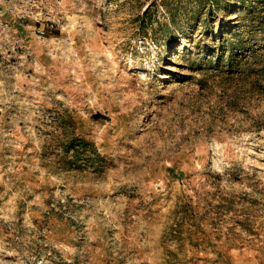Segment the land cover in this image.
Wrapping results in <instances>:
<instances>
[{
    "label": "rangeland",
    "instance_id": "rangeland-1",
    "mask_svg": "<svg viewBox=\"0 0 264 264\" xmlns=\"http://www.w3.org/2000/svg\"><path fill=\"white\" fill-rule=\"evenodd\" d=\"M215 1L0 0V264H264V0Z\"/></svg>",
    "mask_w": 264,
    "mask_h": 264
},
{
    "label": "trees",
    "instance_id": "trees-1",
    "mask_svg": "<svg viewBox=\"0 0 264 264\" xmlns=\"http://www.w3.org/2000/svg\"><path fill=\"white\" fill-rule=\"evenodd\" d=\"M237 2H243V4H244V6H245V2H244V0H236ZM216 3L215 4H217L216 6H217V8L219 9L220 7V5H219V0H216L215 1ZM148 10V7L144 10V11H147ZM217 10V9H216ZM216 14H215V10L214 9H212L211 7H209L208 8V17H207V23H206V25H205V27H206V29H211L212 30V38H213V40L214 41H218V42H220V45L222 46V47H224L225 45H226V43H228L230 40L228 39V38H226L225 37V35H224V32L223 31H221V29H219V27H217V30H218V32H217V35H215L214 36V30L212 29V26L214 25V22L216 21ZM205 29V30H206ZM210 30V31H211ZM215 45H211L208 49H210V51H211V53L212 54H214L215 52H216V49H215ZM229 47H230V50H231V54H230V56H231V59L234 57V55L236 54V52L237 51H240V52H242V51H246L247 50V46H246V44L244 43V41H242V40H237V41H230V43H229ZM218 57H219V60H218V62H221V60L223 59V52H221L219 55H218ZM204 85H206V83H202L201 84V86H204ZM72 142H74V140L72 139Z\"/></svg>",
    "mask_w": 264,
    "mask_h": 264
},
{
    "label": "built area",
    "instance_id": "built-area-1",
    "mask_svg": "<svg viewBox=\"0 0 264 264\" xmlns=\"http://www.w3.org/2000/svg\"><path fill=\"white\" fill-rule=\"evenodd\" d=\"M2 12L0 9V33H3L4 35H8V31L10 29V24L6 21H3L2 18ZM41 32H44L43 29H40Z\"/></svg>",
    "mask_w": 264,
    "mask_h": 264
}]
</instances>
